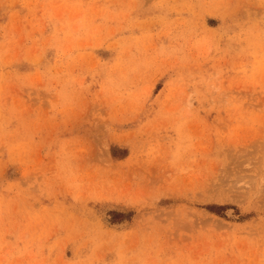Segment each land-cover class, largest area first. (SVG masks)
<instances>
[{
    "label": "rangeland",
    "instance_id": "obj_1",
    "mask_svg": "<svg viewBox=\"0 0 264 264\" xmlns=\"http://www.w3.org/2000/svg\"><path fill=\"white\" fill-rule=\"evenodd\" d=\"M0 264H264V0H0Z\"/></svg>",
    "mask_w": 264,
    "mask_h": 264
},
{
    "label": "trees",
    "instance_id": "obj_2",
    "mask_svg": "<svg viewBox=\"0 0 264 264\" xmlns=\"http://www.w3.org/2000/svg\"><path fill=\"white\" fill-rule=\"evenodd\" d=\"M218 210H219L218 208L215 209L216 212H217Z\"/></svg>",
    "mask_w": 264,
    "mask_h": 264
}]
</instances>
